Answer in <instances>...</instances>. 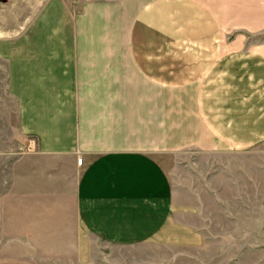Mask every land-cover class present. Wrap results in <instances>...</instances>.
Wrapping results in <instances>:
<instances>
[{"label": "crops", "instance_id": "0c3cea01", "mask_svg": "<svg viewBox=\"0 0 264 264\" xmlns=\"http://www.w3.org/2000/svg\"><path fill=\"white\" fill-rule=\"evenodd\" d=\"M24 4L22 27L0 31V142L17 138L0 150V264L206 248L202 196L173 175L191 154L264 139V0Z\"/></svg>", "mask_w": 264, "mask_h": 264}, {"label": "rangeland", "instance_id": "374dc122", "mask_svg": "<svg viewBox=\"0 0 264 264\" xmlns=\"http://www.w3.org/2000/svg\"><path fill=\"white\" fill-rule=\"evenodd\" d=\"M31 1L0 0V31L21 28L24 17L33 12L30 7L25 9L24 3ZM227 4L212 3L224 25V37L230 40L233 34ZM13 18L15 24H10ZM5 85L6 74L0 73V115L7 116L8 103L1 101ZM177 96H183V90L177 91ZM4 124L6 121H0V127ZM16 148V137L1 138V152ZM2 156L5 164L8 159ZM173 176L179 188L188 184L202 196L198 203L207 213L201 226L207 247L112 245L100 248L96 264H264V139L248 151L212 157L191 154Z\"/></svg>", "mask_w": 264, "mask_h": 264}, {"label": "built area", "instance_id": "2783aa9c", "mask_svg": "<svg viewBox=\"0 0 264 264\" xmlns=\"http://www.w3.org/2000/svg\"><path fill=\"white\" fill-rule=\"evenodd\" d=\"M84 1L91 2V1H93V0H84ZM77 161H78L79 164H81V163H82V158H78Z\"/></svg>", "mask_w": 264, "mask_h": 264}]
</instances>
